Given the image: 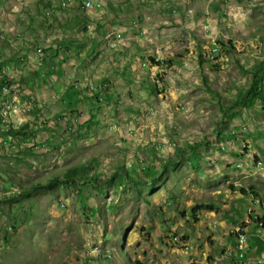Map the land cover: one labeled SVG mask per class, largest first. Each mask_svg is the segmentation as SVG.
<instances>
[{
	"label": "rangeland",
	"instance_id": "rangeland-1",
	"mask_svg": "<svg viewBox=\"0 0 264 264\" xmlns=\"http://www.w3.org/2000/svg\"><path fill=\"white\" fill-rule=\"evenodd\" d=\"M92 1L0 0V264H264V0Z\"/></svg>",
	"mask_w": 264,
	"mask_h": 264
},
{
	"label": "built area",
	"instance_id": "built-area-1",
	"mask_svg": "<svg viewBox=\"0 0 264 264\" xmlns=\"http://www.w3.org/2000/svg\"><path fill=\"white\" fill-rule=\"evenodd\" d=\"M84 6L85 7H90V5L88 4L87 0H85ZM43 54L44 53H42V48H39V56H42ZM0 80H4L6 82L7 95H13V97H14L15 89L12 88L11 80L9 78L0 79ZM256 218H258V217H256ZM237 241H238V248L237 249H238L239 252H241V258H244L246 253H247V251H248L249 239H248V236L245 234V232H243V229L241 230L240 233H238ZM258 261L262 262V259H258Z\"/></svg>",
	"mask_w": 264,
	"mask_h": 264
},
{
	"label": "trees",
	"instance_id": "trees-1",
	"mask_svg": "<svg viewBox=\"0 0 264 264\" xmlns=\"http://www.w3.org/2000/svg\"><path fill=\"white\" fill-rule=\"evenodd\" d=\"M0 71H2L1 66H0ZM0 77H5V78H7V76H6L5 74H2V73H0ZM255 85H258V84L255 83ZM258 86H259V85H258ZM106 95H107V93H106ZM261 96L264 97V94L262 93L261 89H260L259 87L257 88V87L254 86V89H251V90H250L249 95H247L246 97H244V98L242 99V106H241L238 110H241L243 107L249 105L250 102H251V103H254V101H256V100H258V99H261ZM235 113H236V112H235ZM68 177H69V178H72L71 175L68 176ZM52 185H53V183L50 182L49 185H47V186H48V187H51ZM232 188H234V187L232 186ZM234 190H236V189L234 188ZM239 191H241L242 194H246V193H247V190H246L245 188H243V187L240 188ZM27 194H28V193H25V195H27ZM260 220H263V222H264V216H263L262 218H260Z\"/></svg>",
	"mask_w": 264,
	"mask_h": 264
},
{
	"label": "bare ground",
	"instance_id": "bare-ground-1",
	"mask_svg": "<svg viewBox=\"0 0 264 264\" xmlns=\"http://www.w3.org/2000/svg\"><path fill=\"white\" fill-rule=\"evenodd\" d=\"M63 2H64V1H63ZM66 2H69V0H65V3H64V4H67ZM87 2H88V4L90 5V7L93 5V1H92V0H87ZM42 53H44L43 50H42ZM38 54H39V53H38ZM40 57H41V60H43L44 54H43L42 56H40ZM38 58H39V57H38ZM44 59H45V57H44ZM5 79H6V78H5ZM1 84H2V83H1ZM1 88H2V91L0 92V94H3V93L6 94V93H7L6 85H4V86L2 85ZM5 97H6V96H5ZM11 98H12V97H11ZM5 99H6V98H5ZM7 99H8V98H7ZM10 101H12V100H10ZM10 101H9V102H10ZM9 102H8V103H9ZM240 255H241V254H240Z\"/></svg>",
	"mask_w": 264,
	"mask_h": 264
},
{
	"label": "crops",
	"instance_id": "crops-1",
	"mask_svg": "<svg viewBox=\"0 0 264 264\" xmlns=\"http://www.w3.org/2000/svg\"><path fill=\"white\" fill-rule=\"evenodd\" d=\"M116 38L119 39V41H122L121 33H117ZM79 44V43H78ZM115 45V44H114ZM79 46V45H78ZM2 68V67H1ZM62 70V69H61ZM54 75L51 74V78H53ZM78 91V90H77ZM76 97V96H75ZM79 97V96H78Z\"/></svg>",
	"mask_w": 264,
	"mask_h": 264
}]
</instances>
